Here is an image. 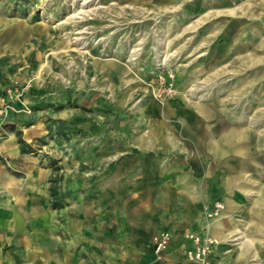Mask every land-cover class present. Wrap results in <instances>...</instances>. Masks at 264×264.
Listing matches in <instances>:
<instances>
[{
	"label": "rangeland",
	"instance_id": "374dc122",
	"mask_svg": "<svg viewBox=\"0 0 264 264\" xmlns=\"http://www.w3.org/2000/svg\"><path fill=\"white\" fill-rule=\"evenodd\" d=\"M107 68L122 103L113 113L87 94ZM151 102L170 117H186L187 103L203 150L218 141L223 155L199 150L189 164L178 150L138 147ZM187 169L200 184L198 220L230 219L225 251L249 240L242 264H264V0H0V245L10 262L119 245L121 217L142 226L180 206ZM160 232L170 243L155 230L153 248Z\"/></svg>",
	"mask_w": 264,
	"mask_h": 264
},
{
	"label": "crops",
	"instance_id": "0c3cea01",
	"mask_svg": "<svg viewBox=\"0 0 264 264\" xmlns=\"http://www.w3.org/2000/svg\"><path fill=\"white\" fill-rule=\"evenodd\" d=\"M241 6L243 9H249L251 7L249 1H245L241 4ZM103 73L108 77V80H101L103 86L100 90L89 89L90 91L87 94L93 96L96 93L99 98L98 101H100V105L102 107L101 109L103 111L107 109L109 113H113L115 109L114 107L111 109V104L121 107L122 103L115 101L112 103V70L107 68L103 70ZM89 81L91 80L89 79ZM100 98H103V100H100ZM180 107L184 110L183 112L186 113V117H183L180 114L170 117L168 116L169 109L167 107L164 106L159 108L155 106L153 102L149 103V108H151L149 109L150 111L145 110L144 112H150L152 116L148 122L146 121L145 127L134 134V141L137 146L142 148L152 147L156 149L161 147L164 150H168V152L169 150L170 152L172 150H178L181 153H184L187 158V163L189 164H193L192 161L194 162L195 160V158H193V154L199 156L197 155L199 150H202L205 156L208 155L209 150L210 152L213 151V156H222L223 150H225L226 146L218 141L211 142L209 150H203L202 146L204 145L203 141L205 139L201 133L196 132L189 126V121L192 119L187 117V103L180 102ZM138 113L135 112V114ZM106 114L103 118L104 120H108L110 118V115ZM165 115L168 116L167 120L163 121L157 118V116L165 117ZM118 120L122 121L121 118ZM159 124H161L162 127H159ZM237 135L240 137L239 133ZM183 138L187 139V143H191V149L179 143V140ZM241 147L242 146L240 144L236 145L235 151L237 154L241 152ZM209 166L207 167L209 170H211L214 166L210 160ZM228 166L230 169H240L243 167V163L241 161L235 162L231 160L228 163ZM201 167L197 169H204ZM188 173H190L189 169H187V176L178 178L181 188L183 189L184 199L180 202V206L176 208L174 212L168 214L167 216L146 215L145 221H147V223L142 226L136 225L132 222L133 218L123 214L125 217H121V219L127 220L129 223L125 228L124 235H122V243L119 245L104 246L102 248H97L95 246L90 247L86 256L77 255L79 252L82 253L81 250H79V252L76 250L70 251L72 253L70 261H65V255L63 253L64 250L62 247L61 256L58 257L56 264H165V260H158L155 258V251L152 242L147 239L152 236L155 230L159 229H167L172 235L166 251L165 259L176 261L178 264H191L185 258V250L191 244L190 240L186 237V234L188 230H201L203 228H206L207 231L219 241L215 245L211 254L212 264H242L246 252L251 249L252 245L248 246L247 241L249 240H247L244 241L241 247L235 251L231 253H227L225 251V246L222 241L229 233L231 226L230 219L222 217L214 219L208 223L198 220L199 205L202 199L199 191L200 184L198 180ZM199 173H201V171H199ZM216 178L220 182L223 189L228 185L227 179L223 176L221 171L218 175H216ZM224 202L225 204L231 205L233 203V198L231 196H225ZM118 216H121V213L118 214ZM246 248L248 249L246 250ZM242 249L246 251H244L241 255L240 261L236 262V252ZM10 253L11 249L8 245H0V264H13V261L10 262L9 260L11 259Z\"/></svg>",
	"mask_w": 264,
	"mask_h": 264
},
{
	"label": "built area",
	"instance_id": "2783aa9c",
	"mask_svg": "<svg viewBox=\"0 0 264 264\" xmlns=\"http://www.w3.org/2000/svg\"><path fill=\"white\" fill-rule=\"evenodd\" d=\"M186 237L191 244L185 250V258L191 264H212L211 254L217 240L206 228L201 230L189 231ZM155 258L165 260V264H178L176 261L166 260L165 255L169 245V235L166 232H160L155 237Z\"/></svg>",
	"mask_w": 264,
	"mask_h": 264
},
{
	"label": "bare ground",
	"instance_id": "6f19581e",
	"mask_svg": "<svg viewBox=\"0 0 264 264\" xmlns=\"http://www.w3.org/2000/svg\"><path fill=\"white\" fill-rule=\"evenodd\" d=\"M241 148H242V147H241ZM241 148H240V149H241ZM216 240H217V238H216ZM217 241H218V240H217Z\"/></svg>",
	"mask_w": 264,
	"mask_h": 264
}]
</instances>
